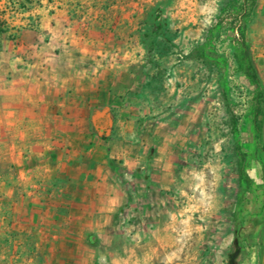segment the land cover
Instances as JSON below:
<instances>
[{
	"label": "rangeland",
	"instance_id": "obj_1",
	"mask_svg": "<svg viewBox=\"0 0 264 264\" xmlns=\"http://www.w3.org/2000/svg\"><path fill=\"white\" fill-rule=\"evenodd\" d=\"M53 1L0 0V45ZM69 3L93 28L76 83L62 71L52 115L0 145V264H264V86L245 39L264 0Z\"/></svg>",
	"mask_w": 264,
	"mask_h": 264
},
{
	"label": "crops",
	"instance_id": "obj_2",
	"mask_svg": "<svg viewBox=\"0 0 264 264\" xmlns=\"http://www.w3.org/2000/svg\"><path fill=\"white\" fill-rule=\"evenodd\" d=\"M69 5V0H54L52 6L48 5L52 11H43L36 25L19 29L14 38L0 45L1 147L4 135L34 132L21 129L24 119H45L52 115L51 95L55 92L52 85L63 86L67 82L62 78V71L68 73L69 81L74 79L76 83V72L81 69L71 61V56L86 47L81 27L84 25L88 33L93 28H88L82 17L76 16L77 10L70 11ZM255 5L246 19L245 39L252 58L258 63L256 72L264 86V4ZM60 55L66 60L62 68L53 62ZM45 126L43 122V129ZM10 143V148L19 149L18 141Z\"/></svg>",
	"mask_w": 264,
	"mask_h": 264
},
{
	"label": "trees",
	"instance_id": "obj_3",
	"mask_svg": "<svg viewBox=\"0 0 264 264\" xmlns=\"http://www.w3.org/2000/svg\"><path fill=\"white\" fill-rule=\"evenodd\" d=\"M248 68H251L249 65H248ZM250 70V72L248 73L249 74V76L251 77V78H255L256 76H255V73H254V71L253 70H251V69H249Z\"/></svg>",
	"mask_w": 264,
	"mask_h": 264
}]
</instances>
